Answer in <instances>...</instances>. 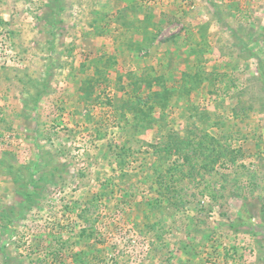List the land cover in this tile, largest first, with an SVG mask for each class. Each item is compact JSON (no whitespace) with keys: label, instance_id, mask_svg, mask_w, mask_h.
<instances>
[{"label":"rangeland","instance_id":"1","mask_svg":"<svg viewBox=\"0 0 264 264\" xmlns=\"http://www.w3.org/2000/svg\"><path fill=\"white\" fill-rule=\"evenodd\" d=\"M0 264H264V0H0Z\"/></svg>","mask_w":264,"mask_h":264}]
</instances>
